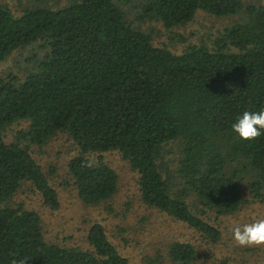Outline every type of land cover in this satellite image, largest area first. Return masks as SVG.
<instances>
[{
  "label": "trees",
  "instance_id": "16d2710c",
  "mask_svg": "<svg viewBox=\"0 0 264 264\" xmlns=\"http://www.w3.org/2000/svg\"><path fill=\"white\" fill-rule=\"evenodd\" d=\"M0 1V62L26 45L20 73L0 74V264H133L94 221L87 248L46 241L38 212L10 204L25 183L54 209L57 193L33 156L59 132L77 150L66 161L85 204L109 198L117 174L101 152L115 149L137 173L140 200L207 240L219 229L204 217L236 211L264 196V130L247 141L232 130L244 111L264 110V2L245 0ZM201 9L238 15L210 45L179 52L155 44L152 28L189 21ZM14 123H24L11 129ZM11 137L5 140L6 132ZM33 147V148H32ZM87 152H96L93 160ZM91 161L92 167L86 164ZM199 207L194 208L193 205ZM167 255L189 263L190 241ZM142 264H158L156 256Z\"/></svg>",
  "mask_w": 264,
  "mask_h": 264
},
{
  "label": "rangeland",
  "instance_id": "374dc122",
  "mask_svg": "<svg viewBox=\"0 0 264 264\" xmlns=\"http://www.w3.org/2000/svg\"><path fill=\"white\" fill-rule=\"evenodd\" d=\"M0 1H5L14 13H19L18 0ZM237 17L215 16L197 9L193 17L181 25L164 28L157 22L148 24L152 28L153 43L165 44L179 52L188 42L210 45L223 26L229 25ZM32 46L13 50L0 62V74L7 70L20 73ZM23 125L14 123L10 128L14 130ZM10 137L11 131L6 132L5 140L8 141ZM76 150L77 147L64 132L57 133L40 148H33L32 154L43 170L53 165L48 179L57 193L56 208L44 205L40 194L25 183L10 200V204L22 202L25 207L38 212L46 241L87 248V228L97 221L118 251L133 264L145 263L155 256L158 264H181L167 255V244L172 240L190 241L194 245L195 256L187 264H264V245L238 246L232 234L233 222L250 223L253 219L264 218V196L252 198L245 185L241 184L245 201L236 211L216 214L213 210L205 209L204 217L219 229L217 240H207L184 222L144 204L139 198L136 171L115 149L102 151L101 154L117 174L116 190L106 200L95 204L83 203L76 195L66 167L67 158ZM86 155L93 160L96 152H87ZM193 206L199 207L198 204Z\"/></svg>",
  "mask_w": 264,
  "mask_h": 264
},
{
  "label": "clouds",
  "instance_id": "9594fccd",
  "mask_svg": "<svg viewBox=\"0 0 264 264\" xmlns=\"http://www.w3.org/2000/svg\"><path fill=\"white\" fill-rule=\"evenodd\" d=\"M231 127L241 139L255 140L262 134L261 130H264V110L244 111ZM86 166L92 167V162L89 161ZM232 234L238 246L264 245V218L253 219L250 223L233 222ZM14 264H26V261L21 259Z\"/></svg>",
  "mask_w": 264,
  "mask_h": 264
}]
</instances>
